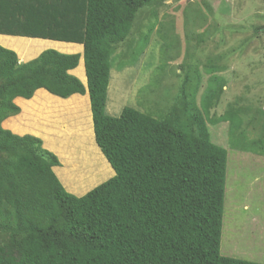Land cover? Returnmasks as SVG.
Here are the masks:
<instances>
[{"label": "trees", "instance_id": "1", "mask_svg": "<svg viewBox=\"0 0 264 264\" xmlns=\"http://www.w3.org/2000/svg\"><path fill=\"white\" fill-rule=\"evenodd\" d=\"M149 1L65 0L74 19L53 20L55 32L0 30L81 43L86 76L85 86L69 72L78 53L48 48L19 63L0 45V264H264L220 254L227 150L207 124L227 121L233 134L239 119L233 109L208 118L214 76L199 104L194 73L163 116L130 106L106 112L114 46ZM39 88L62 98L89 94L94 140L114 174L81 196L65 190L52 170L56 155L38 137L2 126L19 111L14 99ZM231 146L264 154L244 138Z\"/></svg>", "mask_w": 264, "mask_h": 264}, {"label": "rangeland", "instance_id": "2", "mask_svg": "<svg viewBox=\"0 0 264 264\" xmlns=\"http://www.w3.org/2000/svg\"><path fill=\"white\" fill-rule=\"evenodd\" d=\"M60 1L65 0H0V30L55 32L53 20L71 21L76 12ZM61 27L58 35L64 32ZM54 44L41 42L34 56L40 50H57ZM114 47L106 103L111 116L125 106L163 116L184 80L190 76L188 83L193 84L194 73L201 78L199 104L208 78L215 77L218 97L208 118L233 109L239 119L233 134L227 121L207 124L212 142L227 150L220 254L262 262L264 154L233 147L231 139L244 138L264 151V0H150L138 10L131 36ZM96 155L95 162L105 164L98 185L114 171L103 155ZM85 187L64 188L81 196Z\"/></svg>", "mask_w": 264, "mask_h": 264}, {"label": "crops", "instance_id": "3", "mask_svg": "<svg viewBox=\"0 0 264 264\" xmlns=\"http://www.w3.org/2000/svg\"><path fill=\"white\" fill-rule=\"evenodd\" d=\"M132 30L133 27L130 36ZM48 40L55 42L58 51L62 49L68 51L67 53L80 55L78 65L69 72L86 86L81 43L0 33L3 46L15 51L19 63L35 58L41 50L34 56L33 49ZM14 102L19 106V111L5 118L2 126L18 135L30 134L38 137L42 147L56 155L59 165L53 166L52 170L68 191H75L78 186L82 188L87 186L83 190V193H86L88 189L95 187L99 182L98 176L103 178L105 164L99 166L95 162L98 159L96 152L101 156L103 154L94 140L88 92L74 93L62 98L49 93L44 88H39L29 99L16 97ZM106 163L108 164L107 160ZM91 186L93 187L90 188Z\"/></svg>", "mask_w": 264, "mask_h": 264}]
</instances>
